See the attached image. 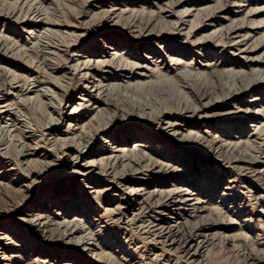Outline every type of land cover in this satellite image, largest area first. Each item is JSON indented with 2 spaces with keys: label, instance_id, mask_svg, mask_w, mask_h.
<instances>
[{
  "label": "rangeland",
  "instance_id": "374dc122",
  "mask_svg": "<svg viewBox=\"0 0 264 264\" xmlns=\"http://www.w3.org/2000/svg\"><path fill=\"white\" fill-rule=\"evenodd\" d=\"M177 1L0 0V3H5L3 4L4 12L12 10L15 14L13 18L7 20L0 13V87L7 88L8 84L12 83L4 79V69H10L9 71L18 76L19 81H21L18 84L15 83L12 87L16 101L11 100L13 98L11 97L9 98V103L13 105V113H15L16 107L18 108L17 111L20 112L21 116H19L23 122V127L21 125L18 127H21L20 130L23 132L8 129V133H2L0 136V225L6 223L17 231L16 233L13 230L10 231L7 239L6 237L1 238L0 248L5 247L7 252L8 250L12 252L11 255L15 257L13 264H15L16 260L17 264H31L24 259L28 258L32 253L44 254L46 252L49 259L57 258L54 259L55 264H62L65 260H69V257L70 259L73 258L71 264H264V173L262 174V180L259 179L256 183L252 181L254 179L245 177H238V179L233 175V171L231 170L232 173H230V170L224 165V156L222 155L224 151L221 153L222 156L211 157L201 146H199L200 153L184 148L192 145L191 141L195 142L194 136L198 135L205 136L208 140L218 139L227 145L230 143L237 145L250 154L253 153L252 156L263 154L262 159H264V85L256 82L255 74H252L259 71L264 72V0H185V3L182 2L176 5L175 2ZM169 5L170 8L168 7ZM11 6H14L15 9H12ZM34 8L41 11V17L35 18V16L30 14V10L33 11ZM112 12H114L113 20L109 19ZM151 14H153L152 22H154V27L152 28H154L153 33L155 36L163 34L173 24L178 23V28L176 31L174 30L172 35L174 39L168 36L163 44H154V46L147 44L152 48L146 46V49L138 47L136 49L137 42L132 36L134 33H131L130 25L133 23L135 16L139 21H146ZM188 24L190 25L188 26ZM234 31L235 34H232L231 32ZM148 33L140 36L144 37ZM187 33L192 34L189 42L182 38ZM219 33H229V36H227V39L218 40L216 36ZM244 35L248 36L245 45H238L237 42ZM110 39L115 40V43L110 42ZM71 41L79 42L78 48L74 52L77 58L76 61L72 64H67L68 66L61 65L58 71H55L52 75L56 78V82L62 83L69 88L68 95L70 100L67 101V98L62 103L60 101L54 102L52 99L49 101L48 99L51 96L48 95L47 98H40L42 103L38 104L39 106L34 101L31 104L26 103V98L33 99L35 94L31 92L26 95L20 87L23 86L28 77L29 80L33 79L34 76L36 77L34 73L40 72L42 67L38 51L42 47H54L57 43L62 47ZM116 45L117 48L113 51ZM241 50L253 51V53L242 56L240 54ZM49 52L53 51L49 50ZM110 52L113 54L112 57H109ZM21 55H25L26 58L24 57L21 60ZM67 55H70V53ZM124 56H131L134 61L130 62L131 60H129L127 64L141 63L149 65L148 61H144V58L150 60L152 57L165 60L164 64L159 67H163L161 69L166 71V75L156 77L151 72L146 75L144 72L141 75L135 72L138 74L137 76L129 75L127 76L128 79H122L121 76L124 75V71L122 72L116 67L109 69V71L107 70L108 68H104L105 62L108 63L113 60L117 64L120 58L124 59ZM84 61H90L93 64V70L87 74L90 82L87 86L80 85L79 77H71L73 66L78 65L81 67ZM175 62H178V64L175 65ZM215 62L220 67V70L222 68L221 71H224L219 78H215L210 74V66H213ZM187 65L191 67L184 69ZM152 69L155 68L150 65L149 71ZM106 73H109V75ZM185 73L190 74V77H185ZM241 73H245V76L237 79L238 74ZM105 76L110 77L111 80L105 82L104 85L118 88L122 94H127L129 99H131V101L124 99L120 95L116 97L118 103L122 104L126 109L131 108L132 101L155 105V101H153L154 97H156L154 95L155 91H148L145 88L138 90L134 86L151 82L158 84L160 82L159 78L167 79L175 85H182L181 91L186 87H191L201 92L204 90L208 92L209 98L202 100L203 103H209V107L214 108L217 106V108L212 112L213 115L206 119V122H201L197 119H186V117L177 113H171L169 114L173 116L171 122L175 124L174 131H177L173 136L165 135L161 131H155L154 129H150V131H153L152 133L144 134L145 136L147 135L145 137L146 141L149 139L161 140L160 143L156 144L154 142L151 146L145 144L144 149L147 151L149 147H153L154 152H166L168 155L160 153L157 157L165 158L164 156H169V160L181 164L178 166L180 167V172L175 170L167 174L164 171L157 170L150 177H137V174H126V184L124 183L122 187L104 193L105 184L100 173H92L90 179L83 174L77 180L67 177L73 171L66 166V163L76 154L74 149L71 150L73 147L65 146L60 150V155L55 158V160L60 161L58 162L60 170L57 171L60 178L56 179L55 176H52L53 172L49 174V167L47 168V166L41 164L45 154H51L52 156L54 154L56 157V151L50 146L54 143L59 146L60 142L57 140H65L68 145L73 139L80 141L79 136L81 134H89L95 128L106 124L108 121L107 125L110 126L109 134L114 135L97 134L95 136L87 151L91 152L89 161L101 162V159L106 157L104 149H100L102 146L114 148V155L116 156L123 149H131L134 144H140V141H143L139 139L140 136L132 134H130V138L128 137L129 140L122 139L130 127L121 128L120 126L128 120L126 118L114 117L109 119L114 113V106L106 107V105L101 103V111L92 113L89 105L95 102L96 96L93 93L95 87L92 86L91 82L97 77ZM39 77L36 80L42 82L39 85L42 88L38 87L40 92H48V94H53L54 92L62 93L51 77ZM240 80L245 82V84L247 82V85L250 84V88L233 95V91L230 92V89L235 84L241 83ZM234 81L235 84H233ZM89 91L94 96L85 97L90 94ZM188 91L190 92L189 89L182 92L185 94ZM78 92L84 97L82 96L81 98ZM191 93L196 92L193 90ZM229 94L232 96L224 101L220 100V97L229 96ZM195 95L191 96V98L198 106L200 104L196 102L198 98ZM49 104H52L55 109H64L62 113L65 115V119L61 118L59 121V132L53 133L49 138H46L50 139L49 143L45 145L46 148L43 146L38 147L37 154L29 157L18 155L21 147H25L26 150H33L32 148L36 144L34 139L39 135L38 127L40 125L46 127L47 122L41 116L47 112ZM81 104L85 106L80 107ZM181 105H186L183 99ZM72 108H76V111H71ZM253 113L256 115H251ZM106 116L108 117L107 119ZM220 117L223 118L219 120ZM129 119L133 124L132 126L140 123V126L143 125L149 128L150 125H153L150 123L151 119L149 118L140 121L137 114L130 115ZM140 126H135L134 128L137 129ZM187 138H190L191 141ZM6 140H10L8 144L5 143L7 142ZM166 141H168V144L165 143ZM96 144L98 145L97 147ZM261 145L262 151L259 149ZM151 148L149 149L153 150ZM157 148L159 149L157 150ZM172 148L183 151L186 156L179 160H176V157L172 158L171 155L175 152L166 151ZM255 150H260L261 152L258 153ZM30 160L32 162H29ZM255 166H251L252 170L257 169ZM29 171H32L31 175L28 174ZM116 171H122L121 164L117 165ZM33 174H39L40 177L35 179ZM135 179L136 181H134ZM33 181L42 182V184H39V186L34 184ZM55 182L59 184V188H64V193H61L60 188L58 191L59 196L57 195L52 199L53 202L63 203L66 199H69L68 196L64 198L66 194L68 195L66 191L71 190L69 192L77 200L76 203L79 202V204L83 205L78 208L73 207L77 209L76 211H69L64 208L57 212L55 208H52L48 212L49 218L54 217V215L59 216L60 220L63 218L71 220L70 217L78 220L84 217L88 219L86 223L90 224L91 232H94V235H97L96 225L101 226L102 231L104 230V233L97 237L87 238L88 232L85 233L87 234V240L89 239V250H82L81 246H75V242L64 244V242L56 241L54 236L57 231L55 230L45 233V236H41L30 225L24 226L18 222L15 212L33 210L36 212L38 209L35 208L41 202V199L44 198V192L49 189L54 191ZM177 183L183 184L184 190L191 194V201L186 202V208H182L190 209L188 205L194 204L198 210L195 211L193 216L188 217L186 221L184 218L180 219L179 216L176 217L174 214L168 215L166 211L157 212V215L159 213L162 217L167 216L168 225L173 227L176 222L183 221L181 227L185 230L189 229L187 228L190 226L189 223L193 224L209 220L206 228L208 229L207 240H209L208 243L210 244H195L200 248L197 251V253L200 252L197 258H188L186 260L181 255L183 253H180L182 250H178L176 246L169 248L162 241L155 240L154 236L144 237L142 235L143 237H141L134 231L135 227H131L135 232L131 233V230L127 229L125 231L122 227L114 224L112 226L106 220L107 218L101 215L103 210L114 208L121 202L123 204L126 203L129 208L133 207L135 209V202L142 198L134 196L133 192H130L131 188V191L136 190L138 187L144 189V192L161 191L171 188L172 185ZM27 184L29 185L26 192L27 197L22 201L23 203H18V200L16 198L13 199L7 189L17 190L20 185ZM121 191L126 193L127 199L122 198ZM96 192L102 193L95 196ZM29 203L31 206L28 205ZM172 204H164L160 205V207L163 209L167 208L170 211L176 210L175 214H179L181 209H175L177 207ZM176 205H180V203ZM79 210H81V214H78ZM35 212L33 214H36ZM128 214L130 215V211ZM34 216L32 217L34 218ZM152 218V220L157 219L156 217ZM28 219L30 220L31 217H27L25 220L29 221ZM210 219H213L216 223L211 224ZM83 223L85 222L83 221ZM186 231L182 234H186V237L189 236L191 241L198 243V241L196 242L197 237H192V234L186 233ZM105 234L107 236L110 235L107 240L103 239L106 237ZM111 236L117 237L115 244L110 243L112 242ZM12 237L14 241H10ZM91 242L104 245V250L102 251L104 252L103 254H107L105 257L109 261H99L97 254L100 251L96 250ZM1 258L0 264H7ZM21 259L22 261L20 262ZM33 259H38V257Z\"/></svg>",
  "mask_w": 264,
  "mask_h": 264
},
{
  "label": "bare ground",
  "instance_id": "6f19581e",
  "mask_svg": "<svg viewBox=\"0 0 264 264\" xmlns=\"http://www.w3.org/2000/svg\"><path fill=\"white\" fill-rule=\"evenodd\" d=\"M182 2L185 3V0H183L181 2H180V0H178L177 2H175V4L179 5ZM3 4H5V3H0V13H2L1 16L4 15L7 20H10L11 18L14 17L15 14L12 10H8L7 12H4L3 11V9H4ZM168 7L170 8V5ZM11 8L15 9L14 6H11ZM29 8H31V7H29ZM111 11H114V10H111ZM164 11H167V10H164ZM113 13L114 12L110 13L109 19L113 18ZM30 14L35 16V18L42 16L41 11L38 9H35V8L33 11L30 10ZM152 18H153V14H151L146 21L145 20L139 21L137 19V17L135 16L133 23L130 25L131 30H132L131 33L132 34L134 33V35H132V36L135 38L134 40L137 42L136 43L137 46H135L136 49H137V47L140 49H146V46H150V45L154 46V44H157V45L163 44L166 42L165 38H167L168 36L171 37L172 39H174L172 35L174 34V30L176 31V29L178 28V23L173 24L172 27L169 29L166 28L167 31H165L164 33L162 32L163 34L155 36L153 33L154 28H152V27H154V24H153L154 22H152L153 21ZM189 25L190 24H188V26ZM147 32H149V33L146 36H144V37L140 36V35H144V33H147ZM231 33L235 34V31L231 32ZM191 35H192L191 33L190 34L187 33V34L183 35L182 38H184L187 42H189V40H190L189 38ZM227 36H229V33H219V35L216 37L218 40H223V39H227ZM230 36H232V35L230 34ZM247 37L248 36H246V35L242 36L241 39L237 42V44L238 45H240V44L245 45ZM176 38H175V40H176ZM109 41L115 43V40L110 39ZM39 43H41V42H39ZM78 43L79 42H77V41H75V42L71 41L70 43L65 44V46H62V47L57 43L54 45V47H49V48L42 47V49L38 51V57H39L40 65L42 68H40L41 69L40 72L34 73V75H36V77L34 76L33 79L29 80V77L28 78L25 77V78H27L25 80L26 82L23 83V86L20 87V88H22V92L24 94L26 93V95L28 93H31V92L33 94H35V96L33 98L34 100L30 99V98H26L27 99L26 103L28 102L31 104V102L34 101L38 105V104L42 103V101H41L42 97L47 98L48 95L51 96L48 99L49 101H51V99H52V100H54V102L60 101L62 103L67 98H68L67 101L70 100L69 95H68V93L70 91L69 88L66 85H63L62 83L56 82V80H55L56 78H54V76H52V75L55 71H58V69L61 65L68 66L67 64H72L76 61L77 58L75 57L74 52H76V50L78 48L77 47ZM147 44H150V45H147ZM37 46H39V45H37ZM116 48H117V45H116V47H114L113 51H115ZM49 50H52L53 52H49ZM69 53H70V55H67ZM251 53H253V51H249V52H247V50H241L240 51V54L242 56L243 55L245 56V55L251 54ZM112 56H113V54H111V52H110L109 57H112ZM24 57L26 58L25 55H21V57H20L21 60H23ZM124 59L120 58V61L117 64H115L113 62V60H112V62H108V63L105 62L104 68H106V69L108 68L107 70L109 71V69L116 67V68H119L122 72L124 71V75L121 76L122 79H128L127 76H129V75L130 76H137L138 74L141 75L142 72H144L145 75L148 74L149 72H151L156 77L166 75L165 74L166 71L161 69L163 67H161V68L159 67L160 65L164 64L165 60H160L159 58H155V57H152L150 60L148 58H144V61L145 60L148 61L149 65H143L141 63H136V62H135L136 64H133V63L127 64L128 63L127 61H129V60H131L130 62H134L131 59V56H124ZM247 59H249V58H247ZM178 60H179V58H178ZM137 61L139 62V60H137ZM123 62H126V63H123ZM174 64L176 65V64H178V62H175ZM211 64H213V63H211ZM150 65H152L155 69H152L151 71H149ZM81 67L83 68V70ZM81 67L78 65L73 66L71 77L72 78L73 77H79L80 78V85L87 86L90 84L89 78H87V74L89 71L93 70V64L90 61H88V62L84 61V62H82ZM187 67H191V66L187 65L186 67H184V69ZM173 69H175V67H173ZM9 70L10 69H8V70L4 69L5 73L3 75H4V79H6L7 81L12 82V83H9L7 88L0 87V136L2 133H8V129L9 130L14 129V131L23 132L20 130L21 127H18L20 125L23 127V125H22L23 122L20 119V116H21L20 112L17 111L18 108L16 107V109L14 110L15 113H13L12 112L13 111V105L9 103L10 102L9 98L13 97L11 100L16 99V96H13V88L12 87L14 86L15 83L18 84L21 81H19L18 76L14 75V73L9 71ZM209 70H211L210 74L212 76H214L215 78H219V76L222 75L224 72V71L223 72L221 71L222 68L220 70V67L218 66V64H216V62L214 63L213 66H210ZM135 72H137L138 74H136ZM109 73H106V74L109 75ZM187 74L188 73H185L184 76L190 77V74H188V75ZM252 74H255L256 82H258V83L260 82L261 85H264V83H263L264 82V72L259 71V72L252 73ZM39 76L51 77V79L55 82V84H57V86L62 91V93L58 94L57 92H54L53 94L52 93L48 94V92H40L38 90V87L39 88L41 87L39 85L42 82L40 80L39 81L36 80V79L40 78ZM243 76H245V73L238 74L237 79H238V77L242 78ZM149 78H151V77H149ZM122 79H120V81H122ZM110 80H111L110 77L105 76V77H97L93 82H91L92 86L95 87V90L93 93H95V96H96L95 102L91 103L89 105L91 107L90 109L92 110V113L95 111L96 112L101 111V109H100L101 103L106 105V107L114 106L113 107L114 113H113V115L111 114L112 116L110 115L111 117L109 119H113L114 117L126 118L128 120H126V122L124 124H121L120 126H121V128H125V127L129 128L130 127V129L127 130V134H126L127 136L125 135L122 139L129 140V138L131 137L130 134H132L134 136H140L139 139H142L143 141H140V144H138V143L134 144L131 149H128V150L123 149L120 152V154L116 155V156L114 155V150H113L114 148H110V147L107 148V147L102 146L100 149H104V154L106 155V157H103L101 159L102 160L101 162H96L94 160L89 161L88 159H89V155H91L90 154L91 152L89 153L87 151H88V148L93 143V139L95 138V136L97 134L108 135L110 133V129H109L110 126L107 125V123L109 121L107 120L108 122L106 124L98 126L93 131H91L89 134L88 133L81 134V136H79L80 141H78V139H76V140L73 139L70 142V144L68 145L67 143H65L66 142L65 140H57L58 142H60L59 146H56L55 143L52 146H50L54 151H56V157L54 154H53V156L51 154H45L43 156V160L41 161V164H43V166H47V168L49 167V174H51L53 172L52 176H55L56 179L60 178L59 172H57L60 170V166L58 163L60 161L55 160V158H57L58 155H60V153H61L60 150H62L65 146L66 147L67 146L73 147L71 150L74 149L76 154L72 157V159H70L68 161V163H66V166H68V169H71L73 171L72 172L70 171L71 174L68 175L67 177H70V179H72V180H77L79 178V176H82V174H83L86 178L90 179V175H92V173H94V172H97L98 174L100 173L104 179V184H105V187H104L105 190H103L104 193H106V191H110V190L120 188L124 185V183L126 184V180H127L126 174L127 175L128 174H131V175L137 174L138 175L137 177H140V176L150 177L157 170L158 171H164L167 174L172 173L175 170L179 171L180 167H178V166H180L181 164L174 162L173 160H169V156H164L165 158L157 157L160 155V153H162L163 155H166L167 154L166 152H163V151H161V152L155 151L154 152L153 147H152L153 150L149 149L151 147H149L147 149V151L144 149L145 144H149L148 146H151L152 144H154V142H156V144L161 142L160 139H157L156 141L153 139H151V140L149 139L148 141H146L145 137H147V135L145 136L144 134L152 133L153 131H150V129H154L155 131H161L165 135H172L173 136L174 133L177 131L176 130L174 131L175 124L173 122H171V119L173 116L169 115L171 113L172 114L177 113L180 116L186 117V119H197L201 122H206V119H209L211 117L210 115H213L212 112L215 110V108H217V106L214 108L213 107L211 108V107H209V103L208 104L203 103L202 100L209 98L208 92L205 90L203 92H201L200 90H197L195 88H191V87L187 88L186 87L183 90L186 91L189 89L190 92L188 91V93L184 94L182 92L183 90L181 91L182 85H180V84L175 85L174 83L170 82L167 79L159 78L160 82H158V84H154L151 82V83H147L145 85L134 86L138 90H140V89L143 90L145 88V89H148V91L149 90L155 91L154 95L156 97H154L155 99L153 100V101H155V105L152 103L147 105L145 103L132 101L131 102V104H132L131 108L126 109L122 104L118 103L116 97H118L120 95L124 99H128L130 101H131V99H129V96L127 94H122L121 91L118 90V88H114V87L109 86V85H104L105 82H108ZM240 81H241V83H239L238 85H236L235 81H234L233 84H235V85L232 89H230V92L233 91V95H236L240 91L248 90L250 88V84L247 85V82L245 84V82H243L242 80H240ZM137 89H135V90H137ZM193 90L196 93H191ZM80 92H83V91H80ZM80 92H78V94L82 98L83 95H81ZM89 93L90 94H88V96H85V97L94 96V94L91 93V91H89ZM194 94H196L195 96H196V98H198L196 100V102H198L200 104L198 106H196L194 100H192V98H191V96H193ZM231 96L232 95H230V94H229V96L224 95V96L220 97V100L224 101L226 98H229ZM20 98H21V96H20ZM181 98L183 99L184 104H186V105H183V106L181 105V103H182ZM21 101H25V100H21ZM187 104H188V106H187ZM16 105H17V103H16ZM32 105H33V103H32ZM43 105H45V104L43 103ZM83 105L84 104H81L80 107H83ZM52 106H53L52 104H49V106H47V108L49 107L50 110L48 108L47 112H45V114L43 116H41V117H44L47 124H46V127L39 124L40 125L38 127L39 128L38 129L39 135L34 139L36 144H35L34 148H32L33 150H26L25 147H21V149L18 151V155H20L22 157H29V156H33V155L37 154L38 147H40V146L45 147V145L49 143L50 139H46V138H49V136H51L53 133L59 132L58 131L59 121L61 118L65 119V115H63V113H62L64 111V109H60V108L55 109ZM76 108H72L71 111H76ZM38 109H39V107H38ZM40 111H41V109H40ZM86 111H87V109H86ZM133 114L139 115L140 121H142V119H146V118L151 119L150 123L153 125L152 126L150 125L149 128L145 127L143 125L140 126L141 125L140 123L132 126L133 124L129 118H130V115H133ZM260 114H261V112H260ZM251 115H256V114L253 113ZM226 116H228V115H226ZM226 116H224V117H226ZM260 117H263V116H260ZM107 118L108 117L106 116V119ZM222 118L223 117H220L219 120ZM225 122H227V121H225ZM135 126H140V127L136 129V128H134ZM131 127H133V128H131ZM132 131H134V132H132ZM171 131H173V132H171ZM109 135H114V134H109ZM194 138L196 139V140H194L195 142L191 141L190 138H187V139H190L189 141L192 142V145L185 146L184 148H186L188 150L195 151L197 153H200V147L199 146H201L202 149H204L207 152V154L210 155L211 157L220 156L221 153L224 151L222 154L224 156L223 163L226 166V168H228L230 170V173H232V171H233V175H235V177H237V178L238 177H243V178L245 177L247 179H254L252 181H255V183L263 177V175H262L264 173V159H262L263 154H260V155L258 154L257 156H252L253 153L250 154L248 151L243 150V149L239 148L237 145H234L231 143L229 145L224 144L223 142H221L218 139L208 140L205 136H198V135L194 136ZM6 141L7 142H5V143L8 144L10 140H6ZM167 142L168 141H166L165 143H167ZM0 143H1V141H0ZM162 144H163V142H162ZM97 146L98 145L96 144V147ZM148 146H146V147H148ZM261 147H262V145L259 147V149H261ZM263 147H264V144H263ZM6 149H7V147H6ZM158 149L159 148H157V150ZM98 151H100V150H98ZM166 151H169L171 153L175 152L171 155V157L172 158L176 157L177 158L176 160H179L182 157L186 156L183 151H181L177 148L176 149L175 148L168 149ZM255 151L256 152L258 151V153H260L262 151V149H261V151L260 150H255ZM29 162H32V161L30 160ZM181 163H183V161H181ZM118 164H121V167H122L121 172L116 171ZM253 165H256L255 166L257 168L256 170H252ZM160 173H162V172H160ZM28 174L31 175L32 171H29ZM33 177L35 179H37V177H40V176H39V174L38 175L33 174ZM134 181H136V179ZM260 182H262V181H260ZM34 184H36V185L40 184L41 185L42 182L37 183V181H36V182H34ZM58 185L59 184L56 183L55 186H53L54 191L49 189V190H47V192H44V195H43L44 200L41 199V202L36 206V208L33 207L35 209H38L36 212L33 209H32L33 211L19 212V213L15 212V215L18 218L17 220L20 223V225L21 224L24 226H27V224L30 225L33 229H35L36 233L41 235V236H45L44 235L45 233L52 231V230H55L58 232V233L56 232V234L54 236V237H56V241L64 242V244L75 242V246L76 245L81 246L82 250H85V249L89 250V248H90V247H88L89 239L87 240V238H90L92 236L97 237L100 234L104 233V230L102 231L101 226H99V225L95 226V228L97 229L96 230L97 235H94V232H91L90 224L86 223L88 221L87 218L81 217L80 219L75 220V219H72L70 217L71 220H69L68 218L67 219L63 218L60 220L59 216L57 217L54 215V217H52V218H49V216H48L49 215L48 212H50V210L52 208H55L57 212H59V210L64 209V208H67L69 211H73V210L76 211L77 210L76 208H78L80 205H83V204H79V202L76 203L77 200H75L74 197L71 196V192H69L71 190L66 191L68 193V195L66 194V197H64V198H67V196H68L69 199H66L63 203L53 202L52 199H54L57 195L59 196L58 191L60 188H61L60 191H62L61 193H64V188H62V187L59 188ZM28 187H29V185L27 184V185H20L17 190H13V189L10 190L9 188L7 190L9 192V194L13 196V199L16 198V200H18V203H19V202H22L27 197L26 192L28 190ZM131 190H132V188H131ZM131 190H130V192H133L134 196H136V197L139 196L142 199L138 200V202L136 200H134V201H136L135 202V205H136L135 209L133 207L129 208V207H127L126 203L123 204V202H121V203H118L117 206L114 208H109V209L103 210L102 211L103 214H101V213L100 214L102 216H104V218H107L106 220L108 221L109 224H112V226H114V225L120 226L125 231H127V229L131 230V233L136 231V233L139 234L141 237H143L142 235H144V237L154 236L155 240L162 241V243L167 245L169 248L176 246L178 248V250L179 249L182 250V252H180V253H183L181 255H183L184 259H186V260L188 258H197V256L200 255V252L197 253V251L200 248L197 247L196 245L207 244L209 242V240H207L208 229L206 228V225H207V223H209V220H206L203 222H196L193 224L189 223L190 226L187 227L189 229H186V230H188V231H186L185 229H182V227H181L183 221L176 222L175 226L173 227L171 225H168V219L166 218L167 216L162 217L159 214L161 212L166 211V212H168V215L174 214L176 217L179 216L180 219L184 218L185 221L187 220L188 217L193 216L195 214V211H197L198 208H196L194 204L188 205V207L190 206V209L189 208L184 209V208H186L185 207L186 202L191 201V199H190L191 194H189L188 191L184 190L183 184L177 183L175 185H172L171 188H168L166 190H161V191L144 192L145 190L141 189L140 187L136 188V190H133V191H131ZM99 193H102V192H96L95 196H97ZM121 193H122V195H121L122 198L124 197L127 199L126 193L123 191H121ZM255 197H257V196H255ZM49 200H52V201H49ZM192 201H193V199H192ZM15 203H17V202H15ZM22 203H20V204H22ZM169 203H173L172 205L177 207L175 209H181L180 213L175 214L177 212L176 210L170 211L167 208L163 209L162 207H160V205H164V204L167 205ZM177 203H180V205H176ZM28 205L31 206L30 203ZM179 206H180V208H179ZM73 207H76V208H73ZM182 207H184V208H182ZM79 211H78V214H81L82 213L81 210H79ZM129 211H130V215L128 214ZM33 212H35L36 214H33ZM157 212H159L158 215H157ZM32 214L35 215L34 218L32 217L33 216ZM57 214H59V213H57ZM27 217H31V219L30 220L28 219L29 221L25 220ZM152 217H156L157 219L152 220L153 219ZM43 220H45L44 224H43ZM210 220H211L210 221L211 224L216 223V221H214L213 219H210ZM83 221L85 223H83ZM136 223L137 224L139 223V225H137ZM185 224H186V222H185ZM91 225H92V222H91ZM131 227H135V230L133 231L132 230L133 228H131ZM12 230L15 231V233L17 232L15 229H12V226H10L6 223L4 225H0V239L5 238V237L7 239V237L10 234L9 232ZM184 231H186V233L188 232L189 234H192V237L193 236L195 238L197 237L196 242L198 241V243H195V241L194 242L191 241L189 239V236L186 237V234L183 235L182 233H184ZM86 232H88L87 233L88 236H87V234H85ZM86 236H87V238H86ZM47 237H50V236H47ZM108 237H110V235L109 236L106 235V237L103 239L107 240ZM111 238H112V240L109 239L112 241L110 243L115 244V242L117 241V237L111 236ZM142 239H144V238H142ZM11 240L14 241V238L12 237V239H10V241ZM84 241H86V242H84ZM0 243H2V242H0ZM95 243H92V245L96 250L100 251L97 254L98 259H100L99 261H102V262H104L103 260L109 261V259L107 257H105L107 254L106 255L103 254L104 252L102 251V250H104L103 249L104 245H102L100 243H97V244H95ZM32 244L35 245L34 243H32ZM209 244L210 243H208V245ZM162 247H164V246H162ZM0 253H1L0 257L3 258V259L1 258V260H5L7 262V264H13V262H14L13 259L15 257L11 255L12 252H9V250L7 252V249L5 247H2V248H0ZM46 253H44V254L32 253L30 256H28V258H26L24 260L29 261V263H31V264H55L56 262L54 259H57V258L49 259L48 255ZM201 256H203V255H201ZM32 257L33 258L38 257V259H33ZM30 258H32V259H30ZM68 259L69 260H65L64 263H62V264H71L73 258L70 259V257H69ZM152 259H154V258H152ZM249 259H251V258H249ZM16 261H15V264H17ZM21 261H22V259L20 260V262ZM246 261H247V258H246ZM256 262H258V261H256Z\"/></svg>",
  "mask_w": 264,
  "mask_h": 264
}]
</instances>
